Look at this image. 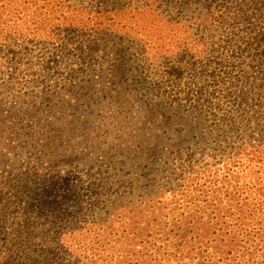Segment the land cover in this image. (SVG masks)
I'll return each mask as SVG.
<instances>
[{"label": "trees", "instance_id": "1", "mask_svg": "<svg viewBox=\"0 0 264 264\" xmlns=\"http://www.w3.org/2000/svg\"><path fill=\"white\" fill-rule=\"evenodd\" d=\"M156 1L144 3L143 12H162L152 6ZM193 1L178 0L166 6L165 19L156 18L182 25L191 37L190 43L179 40L168 48V58L151 55L166 48L167 40L152 38L141 45V40L108 32L112 24L100 29L102 21L92 33L99 36L90 42L93 56L77 50L78 62L87 67L80 74L66 58L52 54L58 49L65 53L82 34L75 15L74 24L62 29L54 24L38 39L25 37L19 21L2 28L0 49L6 43L19 52L7 61L0 56V63L15 66L9 84L17 82L20 67L25 70L17 95L8 92L9 108L0 101V143L7 133L6 152L13 158L6 167L17 172L10 173L4 186L0 183V264H264V87L259 82L264 79V33L255 27L247 37L230 30L225 40L228 11L243 15L240 4L215 0L220 4L213 8L211 0H195L201 8L189 12ZM111 2H91L85 8L89 16L109 23L111 14L120 11V4L108 7ZM192 21L199 22L195 29ZM99 45L111 52L98 58ZM34 47L44 53L36 54ZM135 48L142 60L132 53ZM218 50L220 65L214 59ZM243 52L259 59L252 74L256 78L243 87L230 84L239 105L233 111L220 109L227 123L216 136L226 146L213 147L203 130L209 112L201 103L211 106L209 100L226 97L221 95L229 89V54ZM193 57L208 67L200 78L216 76V85L208 90L205 85L197 96L199 108L189 114L180 103L179 94L194 84H170L177 90L173 100L155 102L160 87L168 85L161 83L165 71L174 75L180 67L192 66ZM135 60L143 64L132 68ZM162 65L165 71L158 72ZM213 65L220 66L217 72L211 71ZM57 73L61 78L50 79ZM104 120L111 130L102 132L101 139L98 131L96 139L85 133L79 140L81 123L88 129L96 122L94 130H99ZM198 145L200 159L188 156L183 166L170 167V156ZM18 162L26 170L18 172ZM110 172L115 173L107 176ZM121 179L127 182L120 193L114 188L124 184Z\"/></svg>", "mask_w": 264, "mask_h": 264}, {"label": "rangeland", "instance_id": "2", "mask_svg": "<svg viewBox=\"0 0 264 264\" xmlns=\"http://www.w3.org/2000/svg\"><path fill=\"white\" fill-rule=\"evenodd\" d=\"M102 1L103 0H82L79 2V5L78 4L75 5L73 3L64 4V2H67V0H13V1L0 0V40L4 39L1 34V30H3L2 28L14 22L19 21L18 23H24V28L22 30H23V33L25 34V37L29 36V38L38 39L42 36V33L45 30L49 29V27L53 26L54 24H58L60 27L59 29H62V27H65L68 24H74V22H72L71 20L74 19L73 15H75V18L77 20L80 19L78 23L81 25L82 34L77 35L79 37L74 39L76 41V44L71 45L68 51H65V53H62V50L58 49L56 51H58L59 53H52V54L60 56L61 59L66 58L71 68H73V70L79 74L82 70L87 71V67H83L82 65H80L77 59L78 54L80 53L84 56L92 54L91 52H88V49L90 47V42H94L95 40L93 39L99 37V36H94L92 33H97L98 24L102 23V21L104 22V25L101 24L100 29L107 30V25L112 24V28L108 32L111 31L112 33H114L115 35L121 38H127V39L131 38L133 40H141L142 42L141 45L146 43L148 40H151L152 38H155V39L160 38V39L167 40L164 44V47L166 48H163L162 50L160 48V49L151 51V55L156 54L159 59H161V57L163 56L168 58L169 56V53L167 51L168 48H175L178 45L177 41L180 40V42H183V40H186L189 43L191 42L190 41L191 37L188 35V32H186L185 28H183L182 25L177 26L175 24L165 23L163 21H159L158 19H156L157 17H161V16L163 17V19H165L164 17L166 13L170 10V7L166 8V6H171L172 3L177 2L178 0H158L156 1V3L153 4L152 6H158L159 8H161L163 11L160 13H157V12L154 13L150 9L143 12L141 6L146 2L152 3L153 0H142L139 3H137L136 0H133L131 2H129V0H116V1L112 0L111 3L107 4V6L111 8L114 5L120 4L118 7H116V8H119L120 11L117 14L115 13L111 14L113 18H110L111 22L109 23L103 17L101 19H98V17H96L94 19L92 15L89 16L87 13L88 8L87 9L85 8V7H88L87 5L88 3H91V2L98 3ZM190 1H193V0H190ZM197 1L199 0H196V2ZM194 2L195 0L192 2L190 6H188L187 11L190 12L194 10L195 7H200V5L195 4ZM233 2L235 5L240 4L241 7L238 10L242 11V13L244 14L236 16V14H233L232 10L228 11V15H229L228 17L230 18V20L227 22L228 28H227L226 35H228L230 30H234V32H241L242 36L246 34L247 37H250L253 34V33H250V29L255 28V27H257L258 30L260 29L259 30L260 33L263 34L264 33V0H240V1L233 0ZM210 3L213 8L214 7L216 8L217 7L216 5L220 4V1L211 0ZM78 6H80V8L82 9H79ZM222 6H224V8H227L226 3H222ZM83 9H86V10H83ZM182 9L181 8L177 9L175 13H177L178 11ZM202 12H203L202 14H206L205 9ZM192 15L195 16L194 14ZM193 22L194 21L191 22L192 25L190 26L191 27L193 26L194 28L193 27L192 28L195 29L196 26H198L199 22L196 21L195 24ZM135 25L138 26V28H136V31L132 29L133 26ZM196 34L200 36V31H197ZM64 35L65 33H63V36ZM229 36L230 34L227 37H225L226 38L225 40H228L227 38ZM71 44H74V42L72 41ZM157 44H160L161 46L162 42L158 41ZM169 44H171V47L170 46L167 47ZM2 46L4 47L0 49V56L5 61L10 59V54H17L18 52V50L17 52L15 51L16 49H14L13 46L8 45L6 43H4ZM139 47L140 46H138V48ZM98 48L100 50L98 55H96L98 58L101 57V54H103V52H106V53L111 52V48H109L108 46L105 47V46L99 45ZM138 48H135L132 51V53L140 57ZM33 50L36 52V54L44 53V51L42 50V47H38V48L34 47ZM77 50H79V53L77 52ZM71 51H74V53L71 56L67 55L69 53H72ZM220 54H221V51L214 56L215 62H217L218 64L219 62H218L217 57ZM30 56L36 57L37 55L30 54ZM90 56H93V55H90ZM71 57H73V59ZM206 58L207 56L203 58V60ZM140 60H142L141 57H140ZM199 60H202V58L193 57L192 61L190 62L192 66L189 65V66L180 67V72L174 73V75H169L168 71H165L166 68L163 69L164 65H162L159 69H157L158 72L165 71L167 73V78L163 79L161 83H165L168 85L160 87L161 89L160 95L157 96V98L155 99V102H157L159 98H161L163 101H167L168 99L173 100V98H170V96L171 94L176 93L177 90L175 89L176 87H170V84H194L192 89L186 91L185 95L179 94V96H182L180 99V103L182 106L187 107L189 114L193 113L197 108H199L196 104L200 103L201 101L199 102L197 100V96L203 90L205 91L204 86L206 85V90H208V88L212 87L213 85H216V79H215L216 76L214 77V79L211 78L212 75H210V77L203 76L200 78V76H202L201 72L208 69V67L207 66L205 67V64L197 63ZM135 61L136 62L135 64L132 65V68H135L138 65L141 66L143 64L139 60H135ZM228 61L230 62V65L228 66V70H227V75L229 76V78L227 79L225 83L226 84L225 87L229 89L224 91L223 95H221V96H226V97H223L221 102L209 100L210 104L214 102L213 103L214 106L213 105L209 106L205 102L201 103V107L204 110L209 112L206 116L203 117L208 120L206 124H203L204 126L203 130H204L205 136L208 138V140H210L213 147L219 146V144L221 148L222 146L223 147L226 146V144L222 143L223 139L222 138L217 139V136H216L220 132V131H217L218 127L221 128L225 123H227V120H224L223 118L225 113L220 111V109L223 108L224 110L226 109V110L233 111L239 105V101L237 99L238 95L235 93V89H233L230 84H238L241 87H243L245 84L247 85L251 84L253 79L256 78L255 75L252 76V74L256 71L253 68L255 66H259L257 64L259 59L255 61L251 52H245V53L243 52L242 55H239V56H237L236 54H229ZM240 62H245L243 65L244 68H241ZM184 63L188 64L189 59L184 60ZM14 67L15 66H9L7 63H0V101L4 105V108H9V104H10L9 102L12 99V98H9L8 92L13 91L14 94L17 95L16 93L21 89V86L19 85V81H22L23 79V76H22L23 74L21 73L24 72L25 66L20 67V69L17 71L18 72L17 75L20 74L17 78V82L15 81L14 84H9L11 80L10 75L11 73H14ZM219 68L220 66L213 65L211 71L215 70L217 72ZM65 72L67 73L68 71H65ZM182 72H184L183 76L181 77V79H178ZM240 72L242 74H239ZM189 75H192L190 77H193L196 75V77L190 80ZM57 77L61 78L60 74L57 73V75L54 78H50V79L54 80ZM248 80L250 81L247 82ZM263 80L261 79L259 81L262 83L260 84L261 88L264 87ZM55 83H56V80L54 81V84ZM197 84H199L198 87H197ZM189 86L190 85H187V87L182 88V92L186 88H189ZM216 88L217 87H215L214 90H216ZM260 103L261 104L264 103V98H262V100L260 99ZM232 121H233L232 123H234V120ZM94 123L96 122H93V121L90 122L88 129H86L81 123L78 129V132H77V137H79V140H81V138L84 137L85 133L87 134L88 137L92 138V136L95 137L96 135H98L96 133L99 131V135L97 136V140H98V139H101L102 132L108 133L111 130V125L106 120L101 121L99 125V130H94V127H95ZM6 135L8 134L6 133ZM6 135H5V140H4V136H1L2 142L0 143V183L3 186L5 184V181L8 179V176L10 175V173L17 174V172H14L6 167V162L10 161L13 158L12 152L10 154L6 152V149H7L6 141L8 140V138H6ZM230 140H231V137H230ZM3 142H4V145H3ZM72 143L75 144V142H72ZM192 148L193 149L189 152L185 151L184 153L183 152L181 154L177 153V155L174 154L170 156L169 157L170 158L169 162L171 163L170 167L177 168L180 164H182L183 166L184 164L187 163L188 156L192 157L193 161L200 159L201 155L203 154L201 151L202 149L200 145H198L196 149H194L195 148L194 146ZM2 157H4V159ZM180 157L182 159H179ZM104 165L106 166V164ZM17 169H18V172L19 170H22V171L26 170L25 166H23V164H20L19 162H18ZM114 173L115 172L113 173L110 172L107 174V176L113 175ZM120 181L121 182L124 181V184H121L120 186L117 185L114 189L117 192L121 193V191H123V189L126 186L127 180L121 179Z\"/></svg>", "mask_w": 264, "mask_h": 264}]
</instances>
